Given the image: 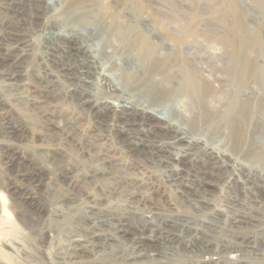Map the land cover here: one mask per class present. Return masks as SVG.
Wrapping results in <instances>:
<instances>
[{
  "label": "rangeland",
  "instance_id": "rangeland-1",
  "mask_svg": "<svg viewBox=\"0 0 264 264\" xmlns=\"http://www.w3.org/2000/svg\"><path fill=\"white\" fill-rule=\"evenodd\" d=\"M232 2H236L235 7L240 11L239 18L232 16L233 13L230 9ZM44 3L49 6L47 11L49 14L45 12L42 25H37L27 19L23 20L28 13L33 11L43 12L45 10ZM256 4H259L260 10L264 9V0H84L82 5L85 12L99 15L101 29L107 28L109 31V35H104L103 44L108 42L114 46L116 58L103 56V61L106 62V70L110 74L121 75L119 66L121 67L126 59L129 61L137 60L138 55L135 40L129 39L130 41L120 42L119 36L116 31L114 32L115 28L130 25V27H135L138 32L148 37L156 36V39L150 41L155 45L158 54L167 52V49L178 44L177 40L183 38L185 30L192 31V34L196 35L193 42L190 39L180 40L182 43L189 42L192 44L181 45L182 56L189 59H187V63L193 72L213 84L212 91H207L209 96L207 93L203 94L199 103L194 100L190 101V99L181 95L173 98L171 104L178 103L174 106V111L178 112L183 120H187L188 127L191 123L197 122L195 124L198 126L196 130L193 129L191 136L193 138L200 137L203 146L205 147L206 143L209 148L219 154V158L218 163L213 162L216 164L217 170L215 167L204 166L199 170L196 169L200 173L194 171L200 174L198 179L206 183L195 184V189L198 185L199 187L197 193L193 194L189 187L193 188V181H196L194 169L181 166L189 163L185 160H190L186 159L187 156L183 157L180 154L181 148H175L176 150L171 159L166 156L150 157L152 160L131 159L124 152L125 149L120 145L119 137L115 135V131L102 132L96 130L87 110L68 94L70 80L63 77L58 69L59 65L54 63L50 56V44L54 42L50 35L51 32L58 35L61 32L60 28L62 26L66 27L67 23L64 22L63 18L73 12L74 0H21L20 7L18 6L19 10H16L12 5L10 6L9 3L7 4L5 0H0V192L5 195L7 208L13 216L12 220L0 221V264H63L62 261H57L55 257L57 254L63 255L66 251L65 254L68 253V246L73 245L69 240L82 239L85 241L87 239H83V237L72 238L76 234L82 233L88 236L94 230V225L89 224V221H85L86 225H81L78 222V219L82 216V210L78 208L74 211L67 210L65 205L68 198H74L75 201H85L84 197L81 196H86L82 195L86 193H89L90 196L94 195L93 204H90L93 208L86 209L88 216H90L89 212L102 209L115 219L117 216L118 221L121 219L130 223L135 222L138 218L135 207L139 206L137 209L142 210L138 212L146 217L157 219L154 213H160L161 219H164L167 225L169 224L167 219L172 221L175 225L174 231H169L185 241H191L190 235L193 234L188 233L186 226L190 222L199 224L201 221L203 229L208 233L212 232L216 238L227 235L228 239L237 238V240H240L238 237L248 236L256 237L258 245L264 243V220L262 218L259 228H233L235 227L233 225L234 219L241 220L240 217L260 218L261 216L253 209H258L259 206L264 207V188L262 189L264 185H261L260 182V189H258L251 183L250 178H245L248 170L246 166L251 164L252 168H257V172L251 170V174H260L264 179V161L257 164L252 161L253 155L264 149V85L253 81L250 74H248L245 85L238 90L235 81L237 73L234 74L231 67L227 66L226 59L220 57L221 52L224 50L223 44L215 38H210V43H208L204 37L205 33L227 36L228 42L230 41V47L227 49L229 57L230 53L238 48V42L233 38V27L234 20H239L240 26L245 31L246 39L256 38L264 47V11L263 13L260 12ZM138 17L143 18L144 21H137ZM133 18L136 19V22L133 21ZM13 34H15L14 36L26 37L28 42L24 46L13 42L11 37ZM100 37L93 34V37H89V44L97 43ZM161 40L165 46L161 44ZM56 41L61 44L66 43L61 37H56ZM248 48L242 54L243 59L255 68H263V52L261 54L256 48L249 46ZM11 57L13 58L10 62ZM113 59L117 61L114 62ZM111 60L113 61L111 62ZM139 63L135 61V65H133L136 67V64L139 65ZM113 70L115 71L113 72ZM17 71L22 74L21 80L18 81L12 79L18 76ZM167 79L171 80L169 76ZM91 80L92 101H106L108 98H112L107 101H112L113 105L117 103L114 105L116 107L119 103L134 101L135 92L131 86L135 85V90L137 83L134 82V85H131L133 80L131 78V81L130 77L129 81L127 79L121 81L122 86L125 87L124 91L113 94L100 87V83L98 84V81H96L97 79ZM215 80H218L219 83ZM50 81H53V83L49 84ZM234 97L238 98L240 103H251L254 107L250 113L247 111L245 117L241 118L242 126H240L241 130L239 131L242 134L236 139L233 138L234 133L231 132V128L227 127L226 129L224 126L211 127V121L209 120V118H212L211 116L215 117L222 114L225 109L228 111V106L231 104L230 100ZM137 98H139L138 95L136 100ZM120 104L119 106H121ZM172 106L169 105V107ZM116 123L114 129L115 126L122 128L123 125ZM7 127L24 132L22 136L19 134L8 135L5 133ZM50 128L52 129L50 130ZM94 134L96 136H93ZM68 135L71 140L66 142L64 137ZM104 135L109 139L107 144L97 141V136ZM75 141L78 145H83L84 149L88 148V145L91 146L90 156H94L91 163L93 167L108 171L112 175H115V173L116 175L121 174L120 177L124 175L123 177L129 179L128 181L125 180L127 183L124 185L119 183L118 187L115 186L117 189L114 193L109 194L110 190L105 188L106 186L111 188L110 183L113 177L102 178L99 176L101 173H98L96 176L97 183L90 182V169L86 166L88 164H85L88 162L83 160L75 151L77 148L73 145ZM238 141L240 143L236 145ZM253 143L257 146H254ZM201 154V148L196 149L195 154L191 155L193 161L200 158L208 160L205 159L207 157H200ZM172 158L177 159L172 161ZM179 158L185 159L177 161ZM192 164L195 165L196 163ZM137 166L139 169L136 168ZM200 166L202 165L199 164L198 167ZM64 167L67 171L63 172L67 173L72 188L67 185L69 181L66 180L63 183L61 177L58 176ZM33 168L40 171L42 176V186L39 188L31 180H26ZM173 170H179V172L187 174L183 179L185 183L175 182L176 178L171 176ZM217 175L219 176L217 177ZM97 190H101L99 196H95L98 195ZM118 192H121V194L117 195ZM17 197L22 200L19 201ZM100 197L102 198L100 199ZM199 197L202 202L198 203L196 199ZM34 202L41 203L50 209L56 206L59 212L62 211V214L60 213V217L56 218L47 214L39 225L24 226L18 219L23 218V216L28 218L29 207L33 206ZM202 203L206 207L207 205L210 206V210L216 211L215 209H219L224 211L225 216L214 217L215 212H210L208 209L204 210L205 206H202ZM126 204L131 208L120 207V205L125 206ZM116 205H119L120 210L114 212L113 209H116ZM229 207L231 211H229ZM247 209H251V211ZM68 212L73 216L71 217L72 220L68 219L66 221L65 216L67 214L65 215V213ZM50 214H52L51 211ZM212 214L214 218H212ZM218 218L227 220L221 223ZM98 220L107 221L106 231L110 233L113 227L110 218ZM207 224L213 225L214 230L211 231L209 229L210 225L207 226ZM60 225L62 226L60 227ZM164 226L162 228L165 231H163L162 237L165 239L168 229ZM41 230L49 234L46 238V245H43ZM227 232L230 233V236ZM163 238L161 242L166 249L169 247L181 249L176 243L169 244ZM2 239L4 240L2 241ZM3 242L7 244L10 242L9 245L12 249L7 250V248L2 247ZM162 244H159V247H162ZM105 245L107 246L104 247L105 250L103 251L111 255L110 251L112 250L110 249L114 245L112 242H107ZM117 245H119V249L124 248V250H117L122 252L117 256V260L112 261L110 256L99 259L103 254H107L103 252L95 255L97 259L92 264H126V261L130 259L128 256L133 252L132 247H130L131 244L130 242L120 241ZM165 248L159 251V258L155 253L159 249H152L153 251L151 250L149 255L156 257L151 262L149 259L147 264H189L190 260L194 259L192 256L180 255L176 252L167 251ZM41 250L46 251V258L42 256ZM144 252L146 250L141 251V254ZM134 253L135 255L139 254L137 251ZM253 262L264 264L257 259H254Z\"/></svg>",
  "mask_w": 264,
  "mask_h": 264
},
{
  "label": "bare ground",
  "instance_id": "bare-ground-1",
  "mask_svg": "<svg viewBox=\"0 0 264 264\" xmlns=\"http://www.w3.org/2000/svg\"><path fill=\"white\" fill-rule=\"evenodd\" d=\"M5 1L7 2V4L9 3L10 6L12 5L14 8H16V10H19L18 6L20 7V1L21 0H5ZM83 3H84V0H74L73 12L66 15L63 18L64 22L67 23V25H66L67 28L62 26V28H60L61 32H59L58 35L55 32H51L50 36H52V39L54 40V42L52 44H50V51H51L50 56H51L52 61L59 65L58 69H59V71H61L63 77L70 80L69 81L70 85L68 87L69 88L68 94L72 98H74V100L79 102L80 106L84 107L85 110H87V113L89 114V116L93 120L92 123H93L95 129L98 131H102V132H108L109 130L115 131V133H116L115 135L117 137H119V140H120L119 142L121 143L120 145L125 149L124 152L131 159H136V160L137 159H139V160L150 159V160H152V158H150V157H156V156H166V157H169L171 159L172 155H174V152L176 150L175 148H177V149L181 148L182 151L180 150V154L183 157L187 156L188 158H186V159H190V160H185V161H188L189 163L182 164L181 165L182 167H187V168L190 167L191 169H194L193 172L199 170L200 168H202L204 166L209 167V168L215 167V165H216L215 163L218 161L219 154H217L212 148H209V146L206 143H205V147H204L202 142H201L202 139H200V137L193 138L191 136V132L193 133V129L196 130V128L198 126L197 124H195L197 122L191 123V125L188 127L187 126V120L184 119L185 120L184 121L181 118V115H179L178 112L174 111V106H176L178 103L175 102L174 104H171L173 98L181 96V95L190 99V101L194 100L196 103H199L201 96L203 94L207 93V91H212L211 87L213 86V84L208 82L202 76L193 72L187 63L188 58L182 56L181 45L183 44V45L187 46V45H192V44L189 42H183L182 43L180 40L184 41V40L190 39L193 42L196 35H193L192 31L185 30L183 32V38L182 39L176 38L179 40V41L177 40L178 44L173 45L171 48L167 49L168 50L167 52L158 54L155 45H153V43L151 42V41H153V39H156V36H154V37L149 36L148 37L145 34L138 32L135 29V27H130V25H126V24H125L126 25L125 27L123 26L122 28L121 27L115 28L114 32L116 31L117 35L119 36L120 42H123L125 40L130 41L129 39L135 40L136 52L138 55H137V60L136 59L131 60V61H129L128 59H126L125 61L123 60L124 61L123 64L121 65V67L119 66V72H121V75L120 74L119 75L114 74L112 72H111L112 74H110V72L106 70V66H105L106 62L103 61V56L115 57L116 49L114 48L113 45H111L108 42L103 44L104 35L105 34L109 35L108 34L109 31L107 30V28L101 29V26H100L101 25L100 24L101 18L99 15H96L94 13L89 14V13L84 11V9L82 7ZM49 4H52V3H49ZM256 5H258V8L260 7L259 4H256ZM7 6H9V5H7ZM235 6H236V2L235 3L232 2L231 6H230L231 7L230 9L232 10V13H233L232 16H234V18H239L240 11ZM48 8H49L48 4L44 3V9L45 10L43 12L40 11L41 13H39L38 11H35V12L33 11L32 13H28V15L26 14L25 18L23 20L27 19V20H30V22L36 23L37 25H42L43 24L42 21H44V14H45V12L48 11ZM259 10H260V8H259ZM263 11H264V9L260 10V12H262V13H263ZM52 18H55V17H52ZM48 19H47V21H48ZM63 19H61V20H63ZM139 20H140V22L144 21L143 18L138 17L137 21H139ZM133 21L136 22V19L133 18ZM222 21H224V20H222ZM238 21L239 20H234V27H233V38L238 42L237 43L238 48H236L233 53H230L229 57L227 55V49H228V47H230V44H229L230 41L228 42L227 36L225 37V36L215 35L214 33L213 34L205 33L204 37L208 43H210L209 42L210 38H215V39H217V41L219 43L223 44L224 50L221 52L220 57H223L224 60L226 59L225 61L227 62V66H229V68L231 67V70L234 72V74L237 73V77H236L235 81L237 82L238 90H240L245 85L246 76L248 74H250V78H252L253 81H255L256 83H259L261 85L262 84L264 85V66H263V68H259V69L255 68V67L251 66L250 64H247L246 61L243 59V55H242L245 50L249 49L248 46L251 48H256L261 54H262V52L264 54V47L261 45V43H259V41H257L256 38H254L252 40H248V38L246 39L245 31H243V29L240 26V23ZM48 26H49V24H48ZM48 29L53 30L51 28H48ZM112 29H113V27H112ZM112 29H111V31H112ZM191 29L193 30L194 28H191ZM43 34H45V33H43ZM93 34H97L101 37L97 43L90 45L88 40L90 39L89 37H93ZM200 34H202V33H200ZM14 35L15 34H13L11 36L13 42L19 43V44H21V46H24L26 44V42H28L26 37H21L19 35L14 36ZM56 37L63 38V40H65L66 43L61 44V43L57 42ZM160 42H161V44L164 45L162 40ZM45 47L47 48V46H45ZM12 58L13 57H11V59H9L10 62L12 61ZM263 58H264V56H263ZM107 60H108V58H107ZM113 60H111V62ZM115 60H114V62H115ZM133 61L134 62L136 61L137 63L140 62V63H139V65L136 64V67H135L134 66L135 64ZM120 62H122V61H120ZM116 64H117V62H116ZM114 71L115 70H113V72ZM116 71H118V70L116 69ZM247 72H249V73H247ZM61 73H58V74H61ZM16 74L18 76H16L15 78H12V79L17 80V81L21 80L20 79L22 77L21 72L17 71ZM168 76L170 77L171 80L167 79ZM129 77H130V80H131V78L133 80L131 85H134V82L137 83L135 90H134L135 85L131 86L133 88V91L135 92V95L133 94L135 96L134 101L130 100L128 102L125 101L122 104L119 103L121 106H119V104H118L117 107L114 106L117 103L113 105L111 103L112 101L111 102L107 101L108 99H110L108 97H107L108 99L106 98L107 100L105 99L106 101H98V102L92 101L93 100L92 99L93 98L92 90H91L92 86L90 88V84H91L90 80L91 79H95V80L97 79L96 81H98V84L100 83V87H103V89H105V91H108L109 93L113 94V93H122V91H124L125 87L122 86L121 81H125L126 79L129 81ZM215 82H218V80H215ZM215 82H213V83H215ZM51 83H53V81L49 82V84H51ZM254 85H256V84L254 83ZM213 91H215V90H213ZM105 94H107V93H105ZM208 94L209 93H207V95ZM137 95L139 96V98H137V100H136ZM146 100H148V102H146ZM204 102H205V100H204ZM230 102H231V104H229V106H228L229 107L228 111L225 109L222 114H218L215 117L211 116L212 118L211 119L209 118V120L211 121L210 122L211 127L218 128L220 126H224L226 129H227V127L231 128V132L234 133L233 138L236 139L239 136H241V134H242L241 131H239V130H241L240 126H242L241 118L245 117L247 111L250 113L254 107L252 106L251 103L250 104L240 103L238 101V98H236V97L232 98L230 100ZM169 105H173V106L169 107ZM87 113H85V114H87ZM116 122L123 125L122 128L119 126H115V129H114V125L117 124ZM51 129L52 128H50V130ZM76 130H78V128H76ZM23 132L24 131L20 132L19 130H14L12 127H7L5 130V133L8 135L19 134L20 136H22ZM69 135L64 137V140L66 142H69L71 140L70 139L71 137ZM93 136H96V135L94 134ZM97 137H98L97 138L98 142L100 141L104 144L105 143L107 144V142H109V139H107L106 135L97 136ZM109 137H111V136L109 135ZM239 143H240V141H238L236 143V145ZM73 145L75 146V148L77 147L75 149V151L78 153V155L83 160H87V162H88L85 164H88L86 166H87V168L90 169V172H89L90 182H94V184L97 183L96 176L98 175V173H101L99 176L102 178H104V177L112 178L113 177L112 182L110 183L111 188H109L107 186L105 188V189L110 190L109 194L114 193V191L117 189L115 186L118 187L119 183H122V185H124L127 183L126 181L129 180L128 178L123 177L124 175L122 177H120L119 175H121V174L116 175V173H115V175H116L115 176V175H112L111 173H109L108 171L106 172L103 169L93 167L91 165V163L93 162L94 156H90L91 155L90 154L91 153L90 152L91 151L90 145H88L89 147L86 149H84L83 145H78L76 141L74 142ZM108 145H110V144H108ZM253 145L257 146V144H255V143H253ZM176 146H178V147H176ZM89 148H90V150H89ZM200 148H201L202 154L199 156L200 157L201 156L207 157L205 159H208V160H203L202 158H200L198 160L193 161V157H192L193 154H195L196 149H200ZM108 152H110V151H108ZM190 156H191V158H190ZM89 157H90V160H89ZM102 159H106V158H102ZM174 159H177V158H172V161ZM183 159H185V158H183ZM183 159L179 158V160H177V161H183ZM252 159H253L252 161L256 162V164L260 163L261 161H264V149L261 150L256 155H253ZM166 160L169 161L167 158H166ZM167 161H166V163H167ZM172 161H170V162H172ZM228 161L230 162V160H228ZM213 162H215V163H213ZM139 163H140V161H139ZM192 163H196V164L194 165ZM156 164L158 165V163H156ZM176 164H177V162H176ZM199 164H201L202 166L198 167ZM194 166H196V167H194ZM251 166H252L251 164L246 166L248 170H247V174H246L247 177H245V178H250L252 181L251 183L256 188L260 189L259 183L261 182V185H264V179H262L260 174L252 175L251 170L253 172H257V168H252ZM216 167H215V169L217 170ZM136 168H138V166ZM167 168H169V167H167ZM147 169H149V168H147ZM153 169H155V168H153ZM63 171H67V169L65 167L62 168L61 171L59 172L60 174H58V176L61 177L60 179H61V181H63V183L66 182V180L69 181L67 183V185L70 188L71 187L70 179L67 176V173L63 172ZM150 171H151V169H150ZM152 171H154V170H152ZM171 172H172L171 176L173 178L174 177L176 178L175 182H177L179 184H183V182H184L183 179L185 178V175H187V174L181 173V172H179V170L178 171L173 170ZM197 172H199V171H197ZM197 172H194L196 181L195 180L193 181V184H192L193 188L189 187V190L192 191L193 194L197 193L198 187H199V185H198V187L195 189V187H196L195 184H197V183L205 184L206 183L205 181L198 179L200 174H198ZM222 172H223V170H222ZM145 174H147V173H145ZM157 174H159V172H157ZM166 175H167V173H166ZM211 176H212V174H211ZM218 176L219 175H217V177ZM192 179H193V177H192ZM26 180L27 181L31 180L33 183H35L34 185H36V187H38V188L42 186L41 185L42 176L40 175V171H38L37 169L33 168V170H30V173H29L28 178ZM215 183H216V180H215ZM226 183H228V182H226ZM263 188L264 187H262V189ZM97 193H98V195H95V196H99L101 194V190H97ZM88 194L89 193L82 194V195H86V196H81V197H84L85 201H79V200L75 201L74 198H68L65 201V205H66L67 210H73L74 211L77 208L82 210L83 211V212H81L82 216L80 219H78L79 220L78 222L81 225H86L85 221H89V224L94 225V227H93L94 230L88 236H85L83 233L82 234H76L75 236H73L72 239H76L77 237L78 238L83 237V239L86 238L87 240H85V241L82 239L81 240H73V241L69 240L71 242V244L73 243V245H71L73 247H71L70 245L68 246V248H67L68 253L67 254H65L67 251L65 253L63 252L64 253L63 255L57 254L55 257L57 261H62L63 264H92L93 261L97 259L95 256L96 254L106 252L103 250H105L104 247L107 246V245H105L107 242H112V244L114 245V247L112 246V248L110 249V250H112V251H110L111 255H109L106 252L108 255L103 254L99 259L110 256L112 258V261L113 260L115 261V260H117V256L122 253V252H119L117 250H124V248L119 249V245H117L120 241L121 242L122 241L128 242V243L130 242L131 246L130 245L129 246L132 247V249H133V252L128 256L132 260L129 259L128 261H126V264H147L149 259H150V262H151V260L154 261L155 260L154 257H156V256L151 257L152 255L150 254L151 255L150 256L149 252L152 249L154 250L155 248L159 249V250L155 251V253H157V257L159 258V256H158L159 251H161L162 248H165L161 241L163 238L162 237L163 231H165L162 227L166 224V221H164V219L163 220L161 219L160 213H154L157 219L152 218V217L149 218V217H146L143 214L139 213L138 211H141L142 209L141 210L137 209V208H139V206H137V208L135 207V209H136V213L138 214V218L135 220V222H130V223H128L127 220L119 219V221H118L117 216L115 219L114 217H111L108 213L104 212V210H102V209H96L95 212H89L90 216H88L87 215L88 212L86 211V209L93 208V206H91L90 204H93L92 200L94 199V195L90 196ZM116 194L120 195L121 192H118ZM203 194H204V192H203ZM122 195H121V197H122ZM126 195H128V194H126ZM17 198L19 201L22 200L19 197H17ZM101 198L102 197H100V199ZM201 198H202V196H201ZM193 199H196V198H193ZM199 199H200V197L198 199H196L197 202L198 203L202 202ZM125 201H127V200H125ZM31 202H33V201H31ZM186 202H187V200H186ZM6 203H7V200H6L5 195L0 192V221H3V220L8 221V220H12V218H13L11 212L7 208ZM202 204H203L202 206H205L203 208L204 210H207V209L210 210L209 209L210 206L207 205V207H206V205L204 203H202ZM32 205L33 206L29 207L28 218H27V216L26 217L23 216V218L18 219L20 221V223H22V225H24V226H28V227L37 226L40 224V222L43 221L44 217H46L47 214H49L51 217L56 218V217H60V213L62 212V211L59 212V210H58V208H56V206L51 207V209H50V208H47L45 205H42L41 203H38V202L37 203L34 202ZM130 205H133V204H130ZM81 206H82V208H81ZM188 206H189V202H188ZM214 206L216 207V205H214ZM120 207L121 208L122 207L131 208V206H128L127 204L125 206L120 205ZM195 207H197V206H195ZM145 208H147V207H145ZM145 208H144V210H146ZM118 209H119V205H116V209H113V210H114V212H117ZM215 210L216 211L210 210V212H213V213L215 212L214 217L217 216L220 218L221 215L225 216L224 211H220L219 209H215ZM247 210L251 211V209H247ZM253 210L255 212H257L261 217L260 218L257 217V219H255L253 217H240L241 220L234 219L235 222L233 225L235 227H233V228H236V229H246L248 227H252L254 229L259 228L261 218L264 220V207L259 206L258 209H253ZM50 211L52 212V214H50ZM229 211H231L230 207H229ZM58 212H59V214H57ZM66 214H67V216H65L66 221L68 219H71V217L73 216V214H70V212L65 213V215ZM214 217L212 214V218H214ZM103 218H110V221L113 222L112 223L113 227H112V230L110 233H108L106 231V227L108 226L107 221L98 220V219H103ZM219 218H218V220L221 223L222 222L224 223L227 220L225 218L224 219H222V218L219 219ZM159 220H161V221H159ZM153 221H155L157 223L155 224ZM167 221L169 224L168 225L166 224L164 227H166L168 229V231H167V235H166L165 239L163 238L164 241L169 243V244H175L176 243V245L178 247H180L182 250L174 248V247H169V248H167V249L165 248V249L167 251L179 253L180 255L192 256L194 259L190 260L191 262L189 264H257L255 262H253L254 259L261 260L264 263V243L261 245H258L259 243L257 242L256 237H248V236L242 237L241 236V237H238V238H240V240H237V238H232V240H231V238H229V239L227 238V235H224V237H222V238H216L212 234V232L208 233L206 230L203 229V226H202L201 221H200L199 224H197V222H190L186 226V230L188 231V233L189 234L193 233V234L190 235L191 241H185L183 238H180L178 235H175L171 231H169V230L174 231L175 225L172 221H170L168 219H167ZM52 223H54V222H52ZM130 224H132V226H130ZM209 225L210 224H207V226H209ZM230 225H232V224H230ZM61 226L62 225H60V227ZM190 226H191V228H190ZM213 227H214L213 225H210L209 229L211 231H213L214 230ZM227 234L230 236V233L227 232ZM48 236H49V234L46 231L44 232V230H41V239L43 241V245H46V238ZM124 237H127V238H124ZM159 238H161V239H159ZM3 240L4 239H2V241ZM9 244H10V242H8V244L3 242L2 247L7 248V250L12 249ZM159 244H162V247H159ZM123 245L124 244L122 243V246ZM67 249H65V250H67ZM172 249H173V251H172ZM145 250H146V252L141 254V251H145ZM96 251H101V252H96ZM135 251H137V253H139V254L135 255V253H134ZM42 253H43L42 256L46 258V256H45L47 254L46 251L41 250V254ZM259 264H262V263H259Z\"/></svg>",
  "mask_w": 264,
  "mask_h": 264
}]
</instances>
